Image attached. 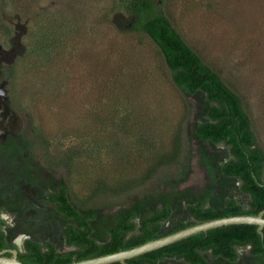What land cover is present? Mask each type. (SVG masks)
<instances>
[{"label":"rangeland","instance_id":"374dc122","mask_svg":"<svg viewBox=\"0 0 264 264\" xmlns=\"http://www.w3.org/2000/svg\"><path fill=\"white\" fill-rule=\"evenodd\" d=\"M123 1L0 0V208L7 241L21 251L26 239L72 249L64 232L73 221L46 201L61 186L96 216L100 243L131 211L141 224L171 206L168 233L190 220L188 204H249L239 181L221 173L228 147L196 134L205 95L178 89L149 36L121 30ZM166 6L185 41L240 94L264 148V0ZM238 252L236 263L205 256L264 264L249 247Z\"/></svg>","mask_w":264,"mask_h":264},{"label":"trees","instance_id":"16d2710c","mask_svg":"<svg viewBox=\"0 0 264 264\" xmlns=\"http://www.w3.org/2000/svg\"><path fill=\"white\" fill-rule=\"evenodd\" d=\"M167 0H124L126 14L123 32H137L149 36L158 46L174 84L184 94L202 92L208 102L205 120L196 129L198 138L228 147L230 157L221 164V173L239 181V191L249 197V204L235 197L226 198L216 209L207 199L186 206L190 220L179 221L168 233L162 232L173 209L164 205L138 224L135 211L106 229L109 239L100 243L93 237L91 221L94 214L82 212L71 201L69 188L61 186L46 194V201L73 222L66 225L64 238L68 251H59L55 244H41L26 239L21 251L8 243L4 227L6 220L0 208V250L18 249V257L26 264H70L123 250H130L150 240L177 232L192 225L217 218L252 215L264 212V148L260 144L252 118L240 94L183 38L167 15ZM185 99L187 116L191 104ZM249 247L252 255L264 260V228L253 224H232L200 232L166 247L134 257L125 263L160 264L166 259L184 260L187 264H210L205 253L232 263L239 259L238 248ZM10 256L11 253L7 252Z\"/></svg>","mask_w":264,"mask_h":264},{"label":"water","instance_id":"95a60500","mask_svg":"<svg viewBox=\"0 0 264 264\" xmlns=\"http://www.w3.org/2000/svg\"><path fill=\"white\" fill-rule=\"evenodd\" d=\"M232 224H253L258 225L259 229L262 230L264 228V212H261L257 216L236 215L201 222L177 232L165 235L163 237L150 240L130 250H123L94 258L74 261L70 264H111L115 262L125 263L129 259L149 253L156 249L166 247L172 243H175L194 234L206 232L213 228L228 226ZM7 252H10L11 255H6ZM18 252V249L0 250V264H26L19 259Z\"/></svg>","mask_w":264,"mask_h":264}]
</instances>
